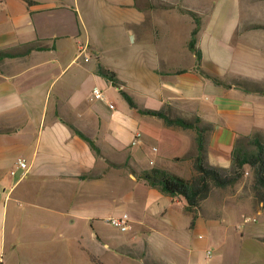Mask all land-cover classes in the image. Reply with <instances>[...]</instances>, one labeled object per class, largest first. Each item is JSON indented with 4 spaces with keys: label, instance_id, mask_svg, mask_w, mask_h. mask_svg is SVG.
<instances>
[{
    "label": "crops",
    "instance_id": "1",
    "mask_svg": "<svg viewBox=\"0 0 264 264\" xmlns=\"http://www.w3.org/2000/svg\"><path fill=\"white\" fill-rule=\"evenodd\" d=\"M195 19L200 69L223 85L197 70L188 47ZM35 42L47 49L0 60V264L8 226L31 222L45 230L41 239L48 243L55 239L50 229H86L124 207L155 218L174 198L151 188L141 172L192 176L195 130L168 127L132 109L99 67L113 72L139 107L213 124L207 165L229 169L237 140L264 134V92L232 83L264 85V0H0V51ZM79 43L87 45L83 56ZM88 55L97 68L85 62ZM95 88L113 89L123 99L120 107L105 95L91 100ZM19 159L29 169L12 175ZM138 165L143 168L131 170ZM94 171L96 178L81 179ZM119 180L131 188L124 185L121 194ZM203 226L198 217L194 229ZM81 238L68 241L79 246ZM18 248L12 239L10 249ZM52 249L59 258L69 253Z\"/></svg>",
    "mask_w": 264,
    "mask_h": 264
},
{
    "label": "rangeland",
    "instance_id": "2",
    "mask_svg": "<svg viewBox=\"0 0 264 264\" xmlns=\"http://www.w3.org/2000/svg\"><path fill=\"white\" fill-rule=\"evenodd\" d=\"M87 58L97 68L94 55ZM83 62L80 59L79 63ZM103 93L108 102L110 98L120 107L123 99L113 89L108 94ZM260 128L264 131V120ZM261 136L264 143V134ZM249 149L254 150L252 147ZM143 165L146 169L152 168L148 162H143ZM138 167L131 166V170L143 168L142 165ZM114 184L121 189V194L124 185L126 191L131 188L130 183L120 180ZM21 206L20 209L29 208L26 204ZM126 208L124 210L130 219L126 232L107 222L125 213L123 211L95 218L86 229L78 227L69 233L63 228L50 229L48 231L55 239L48 243L41 239L45 230L35 228L31 222L28 223L31 227L14 229L8 226L5 264H264V205L259 201L250 169L235 187L213 190L199 213L200 219L205 221L203 227L190 228L191 216L181 198H174L155 218L144 211L134 212L133 208ZM243 215L255 221L244 223ZM80 233L85 238L80 239L79 246L75 241H68ZM12 239L19 243L16 252L10 249ZM104 244L106 247L102 249ZM52 247H63L69 253L64 258L55 257L58 253ZM207 252L211 253L210 257Z\"/></svg>",
    "mask_w": 264,
    "mask_h": 264
},
{
    "label": "trees",
    "instance_id": "3",
    "mask_svg": "<svg viewBox=\"0 0 264 264\" xmlns=\"http://www.w3.org/2000/svg\"><path fill=\"white\" fill-rule=\"evenodd\" d=\"M194 16V13H190ZM260 27V26H257ZM200 31V20L195 19V27L191 33L189 49L196 55L197 70L207 79L218 85L224 82L217 77L211 76L200 69L201 51L197 48V35ZM47 47L39 42L23 44L17 48L0 51V60L15 59L24 57L33 51H44ZM98 74L119 89L122 98L132 109L138 110L141 114L157 117L168 127H180L184 129H194L196 136L194 139V149L196 152L192 161L193 174L189 179L179 177L163 169H152L143 171L140 177L145 179L147 184L160 191L163 195L171 198H181L185 204L186 212L191 216L190 228L193 229L199 213L203 210L202 206L207 201L214 189H226L235 187L245 176L247 169L252 171L254 187L257 191L259 201L264 205V143L261 135H257L246 140L238 139L231 153L232 162L229 169H221L206 164L208 151V137L213 130V124L205 122L196 116L191 120L175 118L169 109L153 111L139 107L133 97L124 90H121L116 75L102 67L98 68ZM235 87L248 92L263 93L264 87L243 79H233ZM73 129V128H72ZM81 137L84 138L79 132ZM95 155H100L99 148L90 143ZM254 148V150L249 149ZM96 171L81 176V179H93L97 176Z\"/></svg>",
    "mask_w": 264,
    "mask_h": 264
},
{
    "label": "built area",
    "instance_id": "4",
    "mask_svg": "<svg viewBox=\"0 0 264 264\" xmlns=\"http://www.w3.org/2000/svg\"><path fill=\"white\" fill-rule=\"evenodd\" d=\"M87 50V45L84 44H80L78 45V53L79 56H83L86 53ZM88 58H85V62H88ZM90 99L93 101H105V97L104 94L102 92L101 89L99 88H95L90 96ZM110 108H114V104H109ZM29 169L28 163L25 159H19L16 163L15 169L11 172L12 175H14L16 173L17 170H22L24 172H27ZM242 217H244V223H250L252 221H255L253 218L249 217V216H245L243 215ZM108 223H110L111 225H113L115 228H117L119 231L121 232H126L128 231L129 227H130V219L129 216L127 214H122L120 216L117 217H113L110 220L107 221ZM207 256L210 257L211 253L207 252Z\"/></svg>",
    "mask_w": 264,
    "mask_h": 264
}]
</instances>
